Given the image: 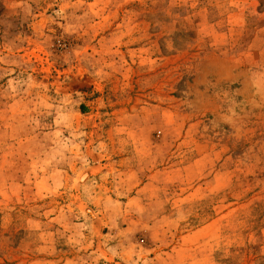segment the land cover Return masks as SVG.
Wrapping results in <instances>:
<instances>
[{"label":"rangeland","instance_id":"rangeland-1","mask_svg":"<svg viewBox=\"0 0 264 264\" xmlns=\"http://www.w3.org/2000/svg\"><path fill=\"white\" fill-rule=\"evenodd\" d=\"M0 264H264V0H0Z\"/></svg>","mask_w":264,"mask_h":264},{"label":"bare ground","instance_id":"bare-ground-1","mask_svg":"<svg viewBox=\"0 0 264 264\" xmlns=\"http://www.w3.org/2000/svg\"><path fill=\"white\" fill-rule=\"evenodd\" d=\"M81 80H85V81H86V78L83 77ZM89 173H90V172H89ZM84 174H85V173H84ZM86 174H87V173H86ZM83 180H86L85 177L82 178V181H83Z\"/></svg>","mask_w":264,"mask_h":264}]
</instances>
